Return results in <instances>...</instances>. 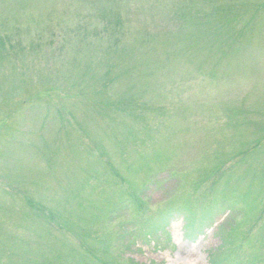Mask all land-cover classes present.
Returning a JSON list of instances; mask_svg holds the SVG:
<instances>
[{
	"label": "rangeland",
	"instance_id": "1",
	"mask_svg": "<svg viewBox=\"0 0 264 264\" xmlns=\"http://www.w3.org/2000/svg\"><path fill=\"white\" fill-rule=\"evenodd\" d=\"M223 2L0 0V264H264V0Z\"/></svg>",
	"mask_w": 264,
	"mask_h": 264
},
{
	"label": "trees",
	"instance_id": "2",
	"mask_svg": "<svg viewBox=\"0 0 264 264\" xmlns=\"http://www.w3.org/2000/svg\"><path fill=\"white\" fill-rule=\"evenodd\" d=\"M234 2V3H233ZM239 2H240V0H228L227 2L224 0V2L223 3H220V4H217L214 8H216V10L219 12V13H221V12H223L224 13V11L225 10H223V9H226V10H228V9H230L231 8V6L230 7H227L229 4L231 5H239ZM242 2V1H241ZM221 6L223 9H221V7H219V8H217L218 6ZM1 39V38H0ZM6 50V49H5ZM7 52V51H6ZM167 219H169L168 217H167ZM189 219V218H188ZM164 220V219H163ZM165 220H166V218H165Z\"/></svg>",
	"mask_w": 264,
	"mask_h": 264
}]
</instances>
